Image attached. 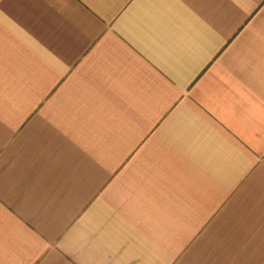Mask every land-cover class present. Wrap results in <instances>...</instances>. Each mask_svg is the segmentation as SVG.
<instances>
[{"label":"crops","instance_id":"0c3cea01","mask_svg":"<svg viewBox=\"0 0 264 264\" xmlns=\"http://www.w3.org/2000/svg\"><path fill=\"white\" fill-rule=\"evenodd\" d=\"M0 264H264V0H0Z\"/></svg>","mask_w":264,"mask_h":264}]
</instances>
